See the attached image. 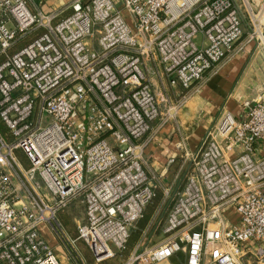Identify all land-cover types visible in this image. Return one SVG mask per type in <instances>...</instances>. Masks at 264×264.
I'll return each mask as SVG.
<instances>
[{"label": "built area", "instance_id": "obj_1", "mask_svg": "<svg viewBox=\"0 0 264 264\" xmlns=\"http://www.w3.org/2000/svg\"><path fill=\"white\" fill-rule=\"evenodd\" d=\"M32 3L0 0V264H63L42 227L68 261L87 264L80 240L103 264L126 248L155 196L146 135L181 108L162 114L143 59L155 54L170 85L189 89L233 52L244 15L234 0H71L54 22L57 12H32ZM249 16L246 38L264 52L262 12ZM242 108L241 118L222 111L193 151L178 144L179 181L163 188L122 264L179 253L183 264H264V89ZM78 198L72 238L58 213Z\"/></svg>", "mask_w": 264, "mask_h": 264}, {"label": "crops", "instance_id": "obj_2", "mask_svg": "<svg viewBox=\"0 0 264 264\" xmlns=\"http://www.w3.org/2000/svg\"><path fill=\"white\" fill-rule=\"evenodd\" d=\"M70 1L33 0L29 8L32 12H57L55 22L70 13V9L67 8ZM234 1L240 6L244 15L243 38L235 45L230 55L189 89L170 85L155 54L143 59L142 69L158 99L162 114L164 115L170 104L181 102V108L175 116L165 120L162 119L163 116L156 119L146 135L145 169L157 186L151 205L147 211L145 210V216L143 215L147 222L162 203L163 188L179 181L180 168L184 164V149L178 147V144L183 142L186 150L193 151L206 131L215 124L222 111H229L236 118H241L242 100L255 96L263 85L264 55L255 47L254 41L247 40L246 35L250 31L249 9L253 13L261 11V20L264 22V9H262L264 0ZM197 40H201L200 35L197 36ZM112 138V135L108 137L110 142ZM226 214L230 221L238 222L239 215L233 208ZM42 231L62 263L74 264V261L65 258V248L56 237L46 233L45 227H42ZM69 235L72 238L76 237L71 233ZM79 247L82 248L81 243ZM84 252L86 260L91 264L93 259L90 249ZM183 261L184 255L179 253L162 264H183Z\"/></svg>", "mask_w": 264, "mask_h": 264}, {"label": "rangeland", "instance_id": "obj_3", "mask_svg": "<svg viewBox=\"0 0 264 264\" xmlns=\"http://www.w3.org/2000/svg\"><path fill=\"white\" fill-rule=\"evenodd\" d=\"M33 37H34V34L26 35L23 39L17 41L10 49H8L7 54H11L12 52L16 51L21 46L28 43ZM262 53L264 55V52H262ZM3 58H4V55L1 54L0 55V61ZM263 89H264V82H263V85L261 86L260 92L257 93L255 96H252L249 98L250 99L256 98L258 96V94H260L262 92ZM249 98L243 99L242 102L245 100H250ZM0 132L3 135L7 136L8 131H7L6 127L4 125H2L1 123H0ZM14 153H15V156L17 157L18 161L21 163V165L24 168H28L30 166L29 161L25 158L24 154L22 153V151L20 149H16L14 151ZM150 205H151V203L147 205V207L145 208L146 211L149 209ZM155 211L153 212V214L155 213ZM83 214H84L83 202L81 201V198H78V199H75L72 203L67 205L62 211H60L58 213V219L61 221V223L64 225L65 229L69 233L77 235L76 224L78 221H80L83 218ZM152 216H151L150 220L152 219ZM150 220L147 222L145 217H142L136 223L135 229L131 232L130 237H129L128 242H127V245H126V248L120 254L118 253L115 256H113L112 258L105 260L104 263L105 264H122L126 260V258L129 256L130 252L132 251V249L134 248L136 243L142 237V230L148 226ZM153 237L155 240L159 239L158 233L156 232ZM80 243L82 244V248L79 247ZM75 244H76V248L78 250H80V252L82 253L83 257L86 260L87 258H86V254H85L84 250H86V249L88 250L89 248H87V246L84 245L80 240L78 242H76ZM92 259H93V256H92ZM85 262H87V264H90L88 262V260H86ZM94 262L95 261L93 259L91 261V264H95Z\"/></svg>", "mask_w": 264, "mask_h": 264}, {"label": "trees", "instance_id": "obj_4", "mask_svg": "<svg viewBox=\"0 0 264 264\" xmlns=\"http://www.w3.org/2000/svg\"><path fill=\"white\" fill-rule=\"evenodd\" d=\"M144 216H145V214H144Z\"/></svg>", "mask_w": 264, "mask_h": 264}]
</instances>
